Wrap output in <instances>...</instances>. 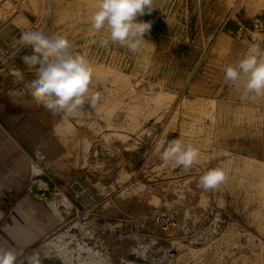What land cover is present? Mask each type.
<instances>
[{
    "label": "rangeland",
    "instance_id": "obj_1",
    "mask_svg": "<svg viewBox=\"0 0 264 264\" xmlns=\"http://www.w3.org/2000/svg\"><path fill=\"white\" fill-rule=\"evenodd\" d=\"M9 1V9L0 4L4 13L0 19V119L11 124L38 120L46 124L43 132H32L35 147L28 185L35 199L46 202L61 192L73 206L51 236L69 231L81 237L82 245L106 258L104 264H264V169L245 172L237 157L264 161V94L245 97L243 79L235 85L224 80L227 66L257 49L264 51V9L253 12L248 0H153L151 14L137 20L152 21L145 35L154 37L156 45L150 51L149 66L139 69L132 82L141 89L137 97L162 85L177 93L176 100L164 106L161 120L143 122L138 133L120 128L129 136L126 140L105 127L101 116L86 117L66 148L53 127L64 111L49 110L30 94L36 69L22 67L24 52L31 47L17 43L21 34L39 30L47 36L66 37L74 52L117 63L126 72L133 68L134 53L111 42L101 47L100 40L109 34L105 30L89 33V21L58 22L60 0H37L36 11L24 9L23 0ZM218 92L227 114L221 133L207 116L211 109L206 98ZM187 98L196 99L195 104L184 107ZM242 109L246 115L238 116ZM82 110L94 113L87 102ZM124 111L119 110L116 117L122 127L128 123ZM92 120L103 129H92ZM107 133L114 134L107 139ZM84 138L91 143L87 152L82 143L76 145ZM174 139L199 150L191 169L159 159ZM34 163L42 168L41 176L34 175ZM213 168L222 169L226 181L205 191L199 179ZM139 184L146 187L136 190ZM160 217L168 222V229L158 221ZM76 223L85 224L91 236L84 238L73 227ZM48 238L16 264H27L26 258L34 253L40 264H63L43 255L41 247Z\"/></svg>",
    "mask_w": 264,
    "mask_h": 264
},
{
    "label": "clouds",
    "instance_id": "obj_2",
    "mask_svg": "<svg viewBox=\"0 0 264 264\" xmlns=\"http://www.w3.org/2000/svg\"><path fill=\"white\" fill-rule=\"evenodd\" d=\"M96 11L90 17V25L96 32L102 29L109 34L100 40L101 47L109 43L119 44L132 53H137L150 33L152 21H138V16L153 11V0H96ZM32 48L31 55L22 57L29 69H36V78L30 82L29 91L37 103L49 110H63L67 115L81 110L85 103L95 108L98 94H90L93 67L86 52L73 51L72 43L63 36H47L43 31H25L19 41ZM155 46V45H154ZM226 84L235 85L245 79L246 97L249 93L264 94V51L257 49L245 55L235 65L225 69ZM199 150L182 139H174L159 153V159L167 164L191 169L198 162ZM226 181L220 168L208 170L199 179V186L214 190ZM17 254L12 250L0 253V264H16ZM27 264H40L38 254L26 258Z\"/></svg>",
    "mask_w": 264,
    "mask_h": 264
},
{
    "label": "bare ground",
    "instance_id": "obj_3",
    "mask_svg": "<svg viewBox=\"0 0 264 264\" xmlns=\"http://www.w3.org/2000/svg\"><path fill=\"white\" fill-rule=\"evenodd\" d=\"M54 1H56V0H54ZM0 4H3L4 9H9L12 5V3L9 0H0ZM43 5H44V3H43ZM56 5H57L56 9H57V20H58V22H64V21L65 22L66 21H78L79 22V21H83V20L90 21L91 15L96 11V7H95L96 0H70L67 3L60 0V2H58ZM22 6L24 9L32 8L34 10L37 9V7H39V6H37V0H23ZM248 6L253 10V12L258 11L261 8L264 9V0H248ZM157 9H158V7H157ZM37 10H39V9H37ZM35 11H34V14H35ZM50 14H51V12H50ZM154 14H155V12H154ZM37 15H39V12ZM3 16H4L3 8H1L0 9V19L3 18ZM23 20H25V19H23ZM56 25L58 26L59 24H56ZM59 27H60V25H59ZM88 29H89V33L95 32V30H93L91 28V26H89ZM107 36H108V34H107ZM144 38L146 41L143 43L141 50L138 51L137 53H134V55H132L133 56L132 57L133 58V68L127 72L125 71L123 66H119V64H117V63H113V64L107 63V62H105L106 60L104 62L103 61L101 62L97 59L96 56L88 55L87 58L89 59L91 65L93 67V77H92V81L90 84V93L91 94H98L99 99H98L96 107L94 108V113L84 111L82 109L73 113L72 115H67L64 112L63 116L58 121H55L54 126H53L54 127V133L60 139V141L64 147L68 148L70 146V142L73 140V137L76 135L78 128L85 124L86 117H92V116L100 117L101 116L104 119L103 121H105V125H104L105 127H107L109 130H115L114 133L117 137L121 138L122 140H126V138H128L129 136L127 134H125L126 132L123 133V131H119L120 128L125 129V130L129 131L130 133L131 132L134 134L138 133L142 129V125L144 124L143 122H146L148 120L152 121L155 118L158 120L160 118L162 119V116L165 114L164 106L167 105L168 103H172L176 100L177 93L173 90L163 89L162 85H161L162 87L159 86L160 88L158 90L151 88L149 93H148V91H146L147 93L144 96L137 97V94L141 89L139 87V84H133L132 79L138 75L139 69H141V68L145 69L149 66V64L151 62L150 51L155 47L154 45H156V39L154 37L150 36V34L145 35ZM215 55H214V57H215ZM149 73H151V72H149ZM152 82H154V81H152ZM157 87H158V85H157ZM185 101H186V103H185L186 105L184 104L183 105L184 107L188 106V105L193 106L196 102V99L187 98ZM209 104L211 106L210 108H211L212 112L214 110H216V107H217V101L216 100H210ZM121 109L125 110L124 112H126V117L128 118V123L125 127L119 126L118 123L116 122V117L118 115L119 110H121ZM178 112H180L179 107L176 111V114ZM207 116L214 118V115H212V114L211 115L207 114ZM70 118H73L74 121H71ZM98 123H99L98 121H93L90 124L91 128L94 130L103 129L102 127H100L98 125ZM157 124H156V127H157ZM114 133H112V134H114ZM112 134L107 133L104 136H105V138L108 139ZM138 137L139 136H137V138ZM112 138H110V139H112ZM80 143L83 144V148H84L85 152L89 151L91 143L87 138H84L80 142H77L76 145H79ZM67 155L70 156V151L67 153ZM84 157H85V155H84ZM240 160L242 162V165H241L242 169L245 172L255 173L259 170L264 169V163L259 162L258 160L254 159V158L244 157ZM229 162L231 163L232 159H230ZM227 166H229V165H227ZM227 166H225V168ZM33 172H34L35 176H41L43 174L42 168L35 163L33 164ZM123 177H125V176H123ZM125 178H124V180H125ZM39 181L46 188L49 187L42 180H39ZM145 187H146L145 185L139 184V186H137L136 190L144 189ZM176 187H178V186H176ZM56 195L58 196L57 198L47 199L46 202L48 203L51 210L53 211V213L55 215V219H57V222H59V221H62L65 219L64 213L71 214V212L73 210V206L65 194L59 192V194H56ZM123 198H125V197H123ZM73 227L77 228V230L80 231V234L84 238L91 236V232H90L91 230L88 231L85 227V224L76 223ZM74 240L77 241L76 246L71 247L70 244ZM79 240H81V237L79 239L76 237L75 234H72V235L69 234V231L62 232L59 234H55V235L49 237L43 243V245L41 247L42 250L44 251L43 255L48 257V258L56 257V258L60 259V261H62L63 264H104V262L106 261V258H104L100 254V251L95 250L94 248L90 247L89 245H82L79 242ZM81 242H83V241H81Z\"/></svg>",
    "mask_w": 264,
    "mask_h": 264
},
{
    "label": "crops",
    "instance_id": "obj_4",
    "mask_svg": "<svg viewBox=\"0 0 264 264\" xmlns=\"http://www.w3.org/2000/svg\"><path fill=\"white\" fill-rule=\"evenodd\" d=\"M30 50L32 48L26 49L24 55H30ZM22 67L29 68L24 61ZM241 83L245 84V79ZM220 93L206 98L208 101H217L216 110H210L209 113L214 115L219 133L227 119ZM245 110L242 109L238 116H245ZM45 126L40 120L36 123L11 124L0 119V253L12 250L17 254V261L25 252L54 234L58 227L50 206L42 199H35L28 185L32 177V154L35 147L33 133L43 132Z\"/></svg>",
    "mask_w": 264,
    "mask_h": 264
},
{
    "label": "built area",
    "instance_id": "obj_5",
    "mask_svg": "<svg viewBox=\"0 0 264 264\" xmlns=\"http://www.w3.org/2000/svg\"><path fill=\"white\" fill-rule=\"evenodd\" d=\"M158 221L161 222V223H163V225H164V227H165L166 229L169 228V226H168L169 224H168V222H166V221L164 220V218L160 217Z\"/></svg>",
    "mask_w": 264,
    "mask_h": 264
}]
</instances>
